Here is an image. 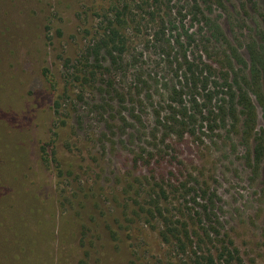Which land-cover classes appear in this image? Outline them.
I'll return each mask as SVG.
<instances>
[{"label": "rangeland", "instance_id": "rangeland-1", "mask_svg": "<svg viewBox=\"0 0 264 264\" xmlns=\"http://www.w3.org/2000/svg\"><path fill=\"white\" fill-rule=\"evenodd\" d=\"M155 1L0 0V264H205L229 241L242 264H264V165L252 172L249 164L255 144L206 123L183 141L156 128L173 73L152 14L189 0ZM254 2L213 6L234 45L237 37L264 46V0ZM125 3L136 22L124 68L111 79L126 109L74 76L104 15ZM252 98L259 130L264 109ZM173 154L176 170L162 175L154 164L170 173ZM182 184L194 189L186 199L171 188ZM158 201L191 240L164 239L165 221L151 213ZM207 225L217 232L210 238Z\"/></svg>", "mask_w": 264, "mask_h": 264}, {"label": "trees", "instance_id": "trees-1", "mask_svg": "<svg viewBox=\"0 0 264 264\" xmlns=\"http://www.w3.org/2000/svg\"><path fill=\"white\" fill-rule=\"evenodd\" d=\"M245 1L255 5L254 0ZM217 2L218 0H189L187 7H183L181 11L173 12L170 9L168 15L160 14V17H156L157 13L152 14L158 25L156 39L160 41V52L165 58L164 66L168 71L171 68L173 73L171 89L166 93L163 91L167 98L155 111L156 128L166 139L180 141L186 137H196L200 124L205 123L209 132L222 128L229 136L238 132L243 142L252 141L255 144L249 154V164L252 172L260 171L264 165V126L257 129V107L252 97L264 109V46L255 39L245 45L237 37L234 45L213 16V6ZM155 3L158 7L162 6L161 0H156ZM112 10V15H104L103 27L98 29V33H95L82 51L77 60L80 69L74 76L82 88L100 86L98 92H101V97L117 100L126 109L129 100L124 91L117 89L111 78L124 68L129 52L127 31L131 23L136 21L132 18L128 3L116 5ZM241 48L247 51L249 62L240 52ZM174 80L176 83H173ZM136 120L141 122V117ZM153 136L156 138L157 135ZM178 159V155H171L170 173L168 166L164 167L161 162L154 165L162 175H168L173 169L176 170ZM147 160L145 158L150 164ZM140 161L138 159L137 162ZM171 188L183 199L194 193V189L186 184L178 187L171 185ZM160 191L164 192L163 188ZM194 201L196 202V197ZM151 213H157L165 221L167 231L163 236L166 241H169V236L180 243L183 237L185 240L193 238L188 226L184 225L182 229L173 227L164 217L159 201ZM204 214L207 216V210ZM203 230L206 238L217 233L209 225ZM217 253V258L209 253L202 261L205 264H217V261L220 264H242L239 252L231 241L227 245L223 243Z\"/></svg>", "mask_w": 264, "mask_h": 264}]
</instances>
